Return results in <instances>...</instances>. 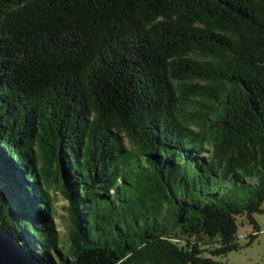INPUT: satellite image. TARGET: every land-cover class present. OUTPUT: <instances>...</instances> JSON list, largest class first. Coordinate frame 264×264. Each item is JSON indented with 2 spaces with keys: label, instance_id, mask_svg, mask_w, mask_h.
I'll list each match as a JSON object with an SVG mask.
<instances>
[{
  "label": "trees",
  "instance_id": "16d2710c",
  "mask_svg": "<svg viewBox=\"0 0 264 264\" xmlns=\"http://www.w3.org/2000/svg\"><path fill=\"white\" fill-rule=\"evenodd\" d=\"M263 203L264 0H0V223L40 259L220 264Z\"/></svg>",
  "mask_w": 264,
  "mask_h": 264
},
{
  "label": "rangeland",
  "instance_id": "374dc122",
  "mask_svg": "<svg viewBox=\"0 0 264 264\" xmlns=\"http://www.w3.org/2000/svg\"><path fill=\"white\" fill-rule=\"evenodd\" d=\"M191 58L199 61L210 60V58L195 54L191 55ZM174 84L179 91L182 90V87L176 82ZM201 103L200 99H191L187 104L180 106L178 109L182 118L189 120V128L195 132H202V126L196 121H192L201 114V107L199 106ZM124 143L126 149H131L128 140H125ZM35 151L39 157L42 155V151L38 145L35 146ZM39 165L42 166L41 159L39 160ZM47 191L52 199V207L55 213L52 222L61 234L63 245H66L68 228L70 226L66 210L68 204L62 197L57 182L53 178H51L49 185H47ZM261 209L264 211V203ZM254 219L260 230L259 236L252 241L250 238L254 236L253 226L247 221L242 222L239 220L237 244L241 246V249L239 251H231L226 256L215 257L214 259L217 262L220 264H264V214H256L254 215Z\"/></svg>",
  "mask_w": 264,
  "mask_h": 264
},
{
  "label": "water",
  "instance_id": "95a60500",
  "mask_svg": "<svg viewBox=\"0 0 264 264\" xmlns=\"http://www.w3.org/2000/svg\"><path fill=\"white\" fill-rule=\"evenodd\" d=\"M0 264H51L34 254L9 229L0 223Z\"/></svg>",
  "mask_w": 264,
  "mask_h": 264
}]
</instances>
